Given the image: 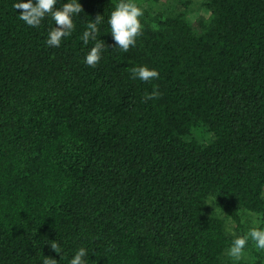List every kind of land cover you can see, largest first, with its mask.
<instances>
[{
	"label": "trees",
	"instance_id": "trees-1",
	"mask_svg": "<svg viewBox=\"0 0 264 264\" xmlns=\"http://www.w3.org/2000/svg\"><path fill=\"white\" fill-rule=\"evenodd\" d=\"M19 2L0 0V264H69L80 248L87 264H229L217 211L238 229L243 210L264 220V0L140 19L127 52L107 23L121 0H77L58 48L51 16L27 26ZM97 15L92 68L81 37ZM141 66L159 78L133 79Z\"/></svg>",
	"mask_w": 264,
	"mask_h": 264
},
{
	"label": "clouds",
	"instance_id": "clouds-1",
	"mask_svg": "<svg viewBox=\"0 0 264 264\" xmlns=\"http://www.w3.org/2000/svg\"><path fill=\"white\" fill-rule=\"evenodd\" d=\"M56 3L57 0H35V4H33L32 0H28L26 3H15L13 7L15 10H20L19 19L32 28L39 27L45 17L50 15L56 27L49 32L46 44L47 46L58 48L61 46L62 39L70 36L74 30L73 16L82 12V6L77 0H72V2L63 4L60 9H56ZM142 15V9L133 3L132 0H121L116 5L115 10L111 12L107 21L111 29V37L115 42V46L123 52H127L131 47H134L137 38L142 35V24L139 19ZM102 20L103 17L97 15L94 21L87 24V30L84 31L81 37L85 45L90 41L94 42V46L90 49L84 61L87 66L92 68L99 64L102 53L107 49L105 42L97 38L98 25ZM131 76L133 79L138 78L141 81L150 82L159 78V72L154 69L150 70L146 66L133 67ZM160 95L158 88H154L151 94L145 95L143 102L158 99ZM249 238L255 242L257 249L264 250V229L253 227L247 235L238 237L233 241L227 255L234 261H240L244 257V249ZM48 243L52 251L59 253L60 245L56 240L48 241ZM87 255V250L80 248L69 264H87ZM43 264H57V260L45 256Z\"/></svg>",
	"mask_w": 264,
	"mask_h": 264
},
{
	"label": "rangeland",
	"instance_id": "rangeland-1",
	"mask_svg": "<svg viewBox=\"0 0 264 264\" xmlns=\"http://www.w3.org/2000/svg\"><path fill=\"white\" fill-rule=\"evenodd\" d=\"M143 11V15L139 19H147L151 22L156 18H163L166 14L172 11H184L193 23L204 20V11L201 7L202 0H165L159 2H151L148 0H132ZM155 23V22H154ZM192 136L201 143H207L212 135L207 133L202 127L195 129ZM221 217L225 219L227 232L235 240L238 237L245 236L253 227L264 229V220L260 214L250 211L240 212V221L242 229L236 228V223L228 219L223 212H219ZM257 222V223H254ZM226 257L229 264H255L258 256L261 257V262L264 264V250H259L255 246V242L249 238L247 245L244 249V257L240 261H234L230 256Z\"/></svg>",
	"mask_w": 264,
	"mask_h": 264
}]
</instances>
